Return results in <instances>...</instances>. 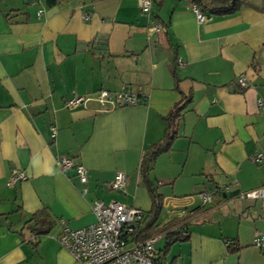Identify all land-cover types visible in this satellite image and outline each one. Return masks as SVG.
I'll use <instances>...</instances> for the list:
<instances>
[{
  "label": "crops",
  "instance_id": "1",
  "mask_svg": "<svg viewBox=\"0 0 264 264\" xmlns=\"http://www.w3.org/2000/svg\"><path fill=\"white\" fill-rule=\"evenodd\" d=\"M246 1L250 7L199 23L192 0H151L147 14L136 0H56L52 7L0 0V264H28L32 250L45 264L47 249L50 264H76L48 236L58 237L62 223L73 230L94 224L95 200L147 212L141 160L177 108V137L148 178L163 197L157 228L179 223L153 236L155 248L169 231L189 240L154 264H249L247 249L255 251L252 264H262L252 229L264 220V203L236 198L264 187V0ZM154 24L163 30L153 32ZM122 87L139 96L137 105L65 107L74 96ZM62 157L86 169V185L74 168L57 167ZM13 171L26 180L8 186ZM117 173L126 177L124 192L109 188ZM201 192L212 201L202 205ZM41 210L55 225L37 238L29 226ZM232 240L239 252L227 251Z\"/></svg>",
  "mask_w": 264,
  "mask_h": 264
},
{
  "label": "built area",
  "instance_id": "2",
  "mask_svg": "<svg viewBox=\"0 0 264 264\" xmlns=\"http://www.w3.org/2000/svg\"><path fill=\"white\" fill-rule=\"evenodd\" d=\"M141 13L147 14L150 11L151 0H136ZM193 12L199 23L205 21V16L193 5ZM42 11H38L40 16ZM153 32L162 31V27L154 24L151 27ZM181 60L177 65L181 66ZM237 84L245 88L243 79L239 78ZM89 102L97 103L102 112L111 111L118 108L135 106L139 102V96L127 87H122L115 92L101 89L92 97L74 96L65 102V107L74 109L85 107ZM259 105L262 102L259 101ZM51 138L55 137V128L51 129ZM263 159L261 154L252 157L253 162L260 163ZM56 165L59 169L65 170L74 168L81 182L86 185V169L73 159L68 157L58 158ZM26 176L22 171H13L7 180L8 186H14L19 182L25 181ZM126 177L122 173H117L109 188L114 192H124ZM224 192L229 187L223 188ZM86 193V189H83ZM202 205L212 201V195L208 192H201L198 195ZM236 198L241 200H264V187L245 193H238ZM92 213L95 222L92 225L80 229H70L67 224L62 223V230L57 238L61 249L65 250L76 264H154L157 257L155 245L159 237L153 236L145 240H138L137 233L144 220V213L140 209L126 206L124 204L111 201L104 203L95 200L92 203ZM254 244L264 252V236L256 235Z\"/></svg>",
  "mask_w": 264,
  "mask_h": 264
},
{
  "label": "trees",
  "instance_id": "3",
  "mask_svg": "<svg viewBox=\"0 0 264 264\" xmlns=\"http://www.w3.org/2000/svg\"><path fill=\"white\" fill-rule=\"evenodd\" d=\"M90 2H104L109 0H89ZM192 4L195 5L198 10L204 16H225L237 12L242 7H250L246 0H192ZM175 89L178 88V79L173 74ZM179 108L172 111L167 117L164 118L166 122V128L164 137L158 144L150 147L144 154L139 167L141 181L146 188L151 206L147 212L144 213V220L141 224V228L137 233L138 240H145L160 232L168 231L179 223V221H172L160 228H157V220L163 209V197L158 191V186H153L150 182L148 175L151 171L152 164L158 155L170 150L171 144L177 137L174 119L179 114ZM32 224L29 226L31 233L35 237H42L48 235L52 230L55 223L50 218L49 214L45 210H41L35 213L31 218ZM189 235L182 231H169L165 235L164 246L157 254V261L165 259L169 254L171 246L176 243L188 242ZM227 251L230 253L239 252L241 247L237 240L227 241ZM156 263V262H155Z\"/></svg>",
  "mask_w": 264,
  "mask_h": 264
},
{
  "label": "rangeland",
  "instance_id": "4",
  "mask_svg": "<svg viewBox=\"0 0 264 264\" xmlns=\"http://www.w3.org/2000/svg\"><path fill=\"white\" fill-rule=\"evenodd\" d=\"M127 196H128V194H127ZM121 201H124L125 204H129V201L127 199H125V200L122 199ZM248 202H247V200L245 201V203H248ZM251 202H253V203H264V200L263 199H257L255 201H251ZM255 222H256V226L252 230L254 232H256L258 235H263L264 236V220L261 219L260 221H255ZM57 238L58 237H55V235L53 233H52V235L48 236V240L51 239V240L55 241L58 244ZM254 240H255V237L253 238L252 245H253V247L255 249H257V251H259L258 250L259 248L256 247L255 244H254ZM46 243H48V242H46ZM46 243H45V246H50V244H46ZM163 245H164V240L161 239V241L157 244L156 248L157 249L162 248ZM29 247L32 250V247L31 246H29ZM51 251H52V249H47V251H45V253L47 254L46 259H45V264H50L52 262ZM244 251L246 253V256H247L249 264H252V262H253L252 260L253 259L255 260V254H254L255 251L249 250V249L244 250ZM260 254L263 256L262 253H260ZM31 256H33V257H31ZM31 256H30V259L28 261V264H42V261L40 260L39 255H37V253H34L33 250H32ZM262 264H264V261H262Z\"/></svg>",
  "mask_w": 264,
  "mask_h": 264
},
{
  "label": "water",
  "instance_id": "5",
  "mask_svg": "<svg viewBox=\"0 0 264 264\" xmlns=\"http://www.w3.org/2000/svg\"><path fill=\"white\" fill-rule=\"evenodd\" d=\"M46 7H52L55 5L56 0H44Z\"/></svg>",
  "mask_w": 264,
  "mask_h": 264
}]
</instances>
